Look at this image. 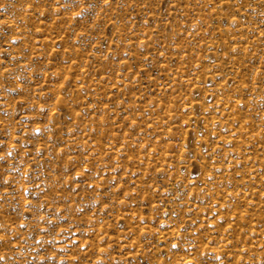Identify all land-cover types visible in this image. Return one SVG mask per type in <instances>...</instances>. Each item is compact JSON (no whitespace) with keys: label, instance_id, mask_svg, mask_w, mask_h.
<instances>
[{"label":"rangeland","instance_id":"1","mask_svg":"<svg viewBox=\"0 0 264 264\" xmlns=\"http://www.w3.org/2000/svg\"><path fill=\"white\" fill-rule=\"evenodd\" d=\"M0 264H264V0H0Z\"/></svg>","mask_w":264,"mask_h":264}]
</instances>
